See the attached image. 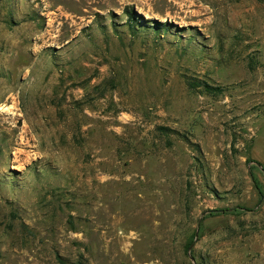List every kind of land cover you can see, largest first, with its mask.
Listing matches in <instances>:
<instances>
[{
    "label": "rangeland",
    "instance_id": "1",
    "mask_svg": "<svg viewBox=\"0 0 264 264\" xmlns=\"http://www.w3.org/2000/svg\"><path fill=\"white\" fill-rule=\"evenodd\" d=\"M0 264H264V0H0Z\"/></svg>",
    "mask_w": 264,
    "mask_h": 264
},
{
    "label": "trees",
    "instance_id": "2",
    "mask_svg": "<svg viewBox=\"0 0 264 264\" xmlns=\"http://www.w3.org/2000/svg\"><path fill=\"white\" fill-rule=\"evenodd\" d=\"M125 15L127 17V20L129 21V24L131 25L132 24V21H133V17L135 15L134 11H128V10H125ZM204 88H205V93L207 95H211L213 94L212 92H217L215 89L211 88V87H208L206 85H203Z\"/></svg>",
    "mask_w": 264,
    "mask_h": 264
},
{
    "label": "bare ground",
    "instance_id": "3",
    "mask_svg": "<svg viewBox=\"0 0 264 264\" xmlns=\"http://www.w3.org/2000/svg\"><path fill=\"white\" fill-rule=\"evenodd\" d=\"M147 18V17H146Z\"/></svg>",
    "mask_w": 264,
    "mask_h": 264
}]
</instances>
